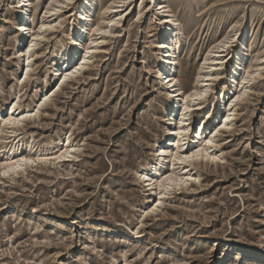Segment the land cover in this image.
Listing matches in <instances>:
<instances>
[{
	"label": "rangeland",
	"instance_id": "rangeland-1",
	"mask_svg": "<svg viewBox=\"0 0 264 264\" xmlns=\"http://www.w3.org/2000/svg\"><path fill=\"white\" fill-rule=\"evenodd\" d=\"M49 1L30 0V34ZM110 1L98 0L81 53L90 38L96 47L63 80L78 60L55 70L58 50L72 47L71 8L61 4L44 18L49 26L28 58L18 48L12 1L0 0V264H264V0H164L178 23L179 86L189 90L211 46L243 27L237 91L245 93L227 125H218L210 159L172 160L175 151L201 147L206 132L194 137L196 119L215 117L231 42L203 108L189 111V126L174 114L180 107L173 111L180 137L152 171L169 122L154 78L161 24L137 0L108 24L102 7ZM246 70L255 79L243 81ZM14 98L22 115L3 125ZM168 175L183 180L161 182Z\"/></svg>",
	"mask_w": 264,
	"mask_h": 264
},
{
	"label": "bare ground",
	"instance_id": "bare-ground-1",
	"mask_svg": "<svg viewBox=\"0 0 264 264\" xmlns=\"http://www.w3.org/2000/svg\"><path fill=\"white\" fill-rule=\"evenodd\" d=\"M12 6L15 9L16 13V27L18 31L22 34L21 39L18 41V48L24 49L21 53L22 56L29 58L30 51L32 47L36 44V40L40 37L47 26L48 23L44 20L48 14L56 15L57 11L62 9L61 4H65L66 7L71 8L72 13L70 14L72 19L71 25V41L72 47L71 50L67 48L59 49L56 54V60L54 62L55 70L59 71V66L65 65L68 67L71 62L77 60L76 65L71 71L69 69L63 72V80L67 79L69 75L77 73L82 67L84 60L88 59V54L90 51L96 47L95 43L97 39H89V42L84 47L81 53V43L84 40L85 34L87 33V27L91 23L94 14L98 8V0H50L47 7L42 12L40 21L36 25V30L32 34L29 33V19H30V0H11ZM131 0H111L108 4L102 7V14L105 15V22L108 24H115V22H120V19L125 17L128 13L129 8L125 5ZM141 3L147 1L149 8L158 14L159 21L161 24L160 30L158 32L157 38L154 40V47L156 48V53L154 55L155 63V81L163 86L164 95L169 103L166 113L164 114V119L168 122V126L164 131L163 138L157 140L155 143L154 149V162L148 165V171L157 169L158 166L162 163L163 154L165 153V147H173L177 135L179 132L175 131V123H172V114L176 107H180L179 112H174V114L182 115V120L184 123H187L190 120L189 111L191 109H202L203 101L207 98L211 90L212 81L216 80L219 76V71L223 68L226 63L230 53L227 52V46L229 43H235L233 46L232 53V63L230 64L229 69L227 70V85L219 88L217 91V105H216V114L211 123L207 124L205 122V112L200 118L196 119V126L194 128V137H197L206 132L200 142L198 143L201 147L189 151L178 152L175 151L171 154L172 160H177L181 163L190 161L198 156L210 159V154L208 152L209 143L212 144L213 139L217 132L218 125L221 124L223 127L227 125L228 119L230 116H233L234 113L231 111V106L236 103L238 99L243 96L245 92H238V76L244 70L243 63V54L245 51L246 33L245 29L242 27L240 30L236 31L232 37H229L228 34L223 36L218 40L210 50L198 68L196 76L194 78V84L189 90H183L176 78V73L179 68V52L177 48L178 39L175 35L177 30V19L173 14L170 7L165 4L164 0H137ZM72 4L70 6L69 4ZM129 3L128 5H130ZM125 6V9L121 10H112L119 7ZM116 12L113 16H106L110 13ZM102 30L100 25H95L92 27V31L99 32ZM105 30V29H104ZM236 36V38H235ZM94 44V45H92ZM70 51V52H69ZM82 56V57H81ZM27 58V59H28ZM211 60V62H209ZM53 63V62H52ZM211 64V65H210ZM212 65H214L212 67ZM27 67L29 65H26ZM256 66H260L258 63ZM261 67V66H260ZM247 68V67H246ZM259 68V67H258ZM27 70V69H26ZM257 70V69H256ZM26 75L27 73L24 72ZM255 74L246 70L245 75L242 76V80L246 79V82H250V79H255ZM247 92V91H246ZM12 99L9 104L4 108V111L7 112L8 117L3 120V125L6 124H15L19 122L17 116L22 115L21 112L16 113L18 108L16 107L15 102L13 104ZM211 112V111H210ZM16 113V114H15ZM21 113V114H20ZM190 122L186 124L189 126ZM178 129L183 133L184 128L178 127ZM188 129V128H187ZM186 129V131H187ZM184 130V131H183ZM178 133V134H177ZM168 139V141H167ZM170 143V144H169ZM194 141L189 142L187 145L193 144ZM213 146V144H212ZM173 150V149H172ZM11 157L8 158V161H11ZM17 163L8 164L10 169L17 167ZM183 177H174L170 175L164 177L162 181H175V184H180ZM151 178L148 179V181ZM150 184V183H149ZM152 184V183H151Z\"/></svg>",
	"mask_w": 264,
	"mask_h": 264
}]
</instances>
